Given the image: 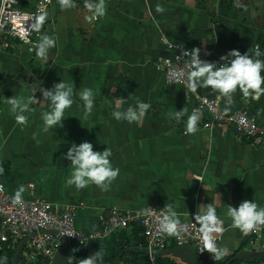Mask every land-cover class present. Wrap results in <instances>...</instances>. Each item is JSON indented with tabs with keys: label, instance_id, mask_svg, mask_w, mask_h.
<instances>
[{
	"label": "crops",
	"instance_id": "obj_1",
	"mask_svg": "<svg viewBox=\"0 0 264 264\" xmlns=\"http://www.w3.org/2000/svg\"><path fill=\"white\" fill-rule=\"evenodd\" d=\"M75 3V8L61 11L52 0L48 16L53 22L42 28L40 36L56 35L58 44L46 64L29 52V44L11 42L0 52V167L4 168L0 182L6 191L13 194L23 185V196L42 197L71 209L82 231L97 229L99 218L114 210L140 216L148 206L163 208L174 202L186 221L201 204L216 203L227 229L219 246L229 248L227 257L238 251L246 258L240 261L259 260L249 256L263 251L261 243L232 229L224 213L228 205L238 206L243 200L264 207V145L237 136L227 125L199 124L195 135H185L187 116L177 122L170 113L184 107L191 112L201 96L216 98L221 111L223 101L208 89L193 94L185 84L167 85L159 63L170 54L165 40L199 48L200 58L210 62L233 49L241 54L255 47L264 51V0H106V15L96 21L86 19L91 14L84 0ZM157 4L165 7L163 14L155 12ZM60 80L71 82L77 92L93 89V112L86 116L77 98L66 110L62 128L41 132L40 112L46 106L34 107L26 127L17 125L6 99L26 98L31 89H51ZM35 97L42 99L39 91ZM118 97L128 98L121 110L135 98L151 102L140 125L112 119ZM244 109L264 129V96L250 101L237 92L227 114ZM83 141L91 142L94 151H112L120 175L107 192L95 186L77 191L65 184L70 162L64 156L72 143ZM97 247V242L91 243L86 257ZM15 254L4 253L11 255L6 264L16 263ZM70 255L68 251L66 259Z\"/></svg>",
	"mask_w": 264,
	"mask_h": 264
},
{
	"label": "clouds",
	"instance_id": "obj_2",
	"mask_svg": "<svg viewBox=\"0 0 264 264\" xmlns=\"http://www.w3.org/2000/svg\"><path fill=\"white\" fill-rule=\"evenodd\" d=\"M61 11L75 8V0H57ZM239 7V5H237ZM84 8L90 13L86 19L96 21L106 15V0H84ZM163 5L157 4L155 12L163 14ZM47 12L41 11L35 15V22L29 27L21 29L17 35L25 44H29V52L46 64L50 60V52L57 47L58 37L44 33L38 42L31 43L28 37L32 33H41L47 20ZM180 47V46H179ZM178 48V47H177ZM183 60L184 71H172L170 77L179 82L185 81V90L197 94L200 89H208L223 101V114L231 110L234 96L237 92L245 99L259 101L264 96V51L259 48L253 52L241 54L238 50H230L221 55L218 61L210 62L200 58V49L184 50L177 56ZM115 88L112 89L114 91ZM26 98L13 96L6 99L8 112L14 116L15 123L27 126L29 117L35 106L45 107L40 112L41 132L48 133L57 127H63L66 110L72 108L78 98L82 103V111L87 116L93 112L95 95L93 89L86 87L77 92L71 82L60 80L51 89L43 87L33 88ZM39 91L42 99H37L35 93ZM128 98L118 97L111 111L112 119L126 121L128 124L140 125L152 107L151 102H145L139 98L121 110ZM259 114V113H258ZM184 116L187 121L184 126L185 135H195L199 131V122L203 118V110L194 107L189 112L185 107L182 110L169 114L170 119L180 122ZM112 151L106 148L103 151H94L93 144L83 141L79 144L72 143L68 148L64 159L69 161V176L65 180L68 187H74L77 191L95 186L101 192L110 190L113 182L120 175V168L112 163ZM4 175V168L0 167V176ZM23 185L17 187L11 197L12 205H23ZM200 210L192 217V223L197 225L200 238L203 241V251L211 253L214 261H220L229 255L228 247H220L217 240L227 230L225 219L217 213L216 203L201 204ZM147 215V209L141 210ZM224 215L230 220V227L239 230L243 236H248L257 228L264 226V207L254 200H243L238 206L228 205ZM158 231L166 236L178 237L181 232H187V226L178 214L175 203L169 202L161 209L158 218ZM74 235V234H73ZM72 235V236H73ZM73 251H76L74 249ZM71 257V256H70ZM103 259V252L98 251L86 258L81 259L80 264H99ZM7 257L0 256V264H6ZM57 261H59L57 259ZM66 264H74V258L67 259Z\"/></svg>",
	"mask_w": 264,
	"mask_h": 264
},
{
	"label": "built area",
	"instance_id": "obj_3",
	"mask_svg": "<svg viewBox=\"0 0 264 264\" xmlns=\"http://www.w3.org/2000/svg\"><path fill=\"white\" fill-rule=\"evenodd\" d=\"M51 5L52 0H0V52L11 42L24 43L17 33L34 23L35 15L41 11H46L48 14ZM48 22L52 23L53 19L47 15L43 27ZM39 37L40 33H32L28 39L32 43ZM165 48L170 54L162 56L159 63L164 72V82L167 85L185 84V81L173 80L169 74L172 71H184L183 60H178L177 56H180L184 50L190 51L191 48L184 42L174 40H165ZM197 107L203 110V118L199 122L201 127L227 125L237 136L248 139L255 145H264V129L248 110L225 115L220 110L219 101L211 96H201ZM11 197L12 194L7 192L0 182V254L6 251L15 252L17 255L15 264H30L38 261L53 264L61 243L58 234L66 239L68 248L85 252L91 243L129 229L132 224L141 227L145 247L150 252L175 245L189 246L198 256L206 252L203 251L199 229L192 220L184 221L187 232L182 231L178 237L166 236L159 232L158 218L162 209L159 207L148 206L146 208L148 214L140 216L114 210L110 216L99 218L97 229L82 231L76 226L75 215L71 209L60 208L36 196H23V205L16 206L12 205ZM248 236L252 237L255 243H261V250L264 251V226L257 228ZM219 242L220 237L217 240L218 246ZM150 257L154 261L155 256ZM254 264H264V258Z\"/></svg>",
	"mask_w": 264,
	"mask_h": 264
},
{
	"label": "trees",
	"instance_id": "obj_4",
	"mask_svg": "<svg viewBox=\"0 0 264 264\" xmlns=\"http://www.w3.org/2000/svg\"><path fill=\"white\" fill-rule=\"evenodd\" d=\"M183 120V119H182ZM181 120V121H182ZM130 230V233L127 231ZM98 247L96 252L102 251L103 252V259L99 262V264H113L114 259L117 257L119 253H121L124 249L130 247H137V248H145L144 239L142 237V229L137 224H132L129 229L121 230L117 233H113L112 235L108 236L103 240L96 241ZM74 248L69 247L68 251L71 252V257L69 260L74 258V264H80L81 259L86 258L85 252L73 251ZM238 251L235 252L232 256L237 255ZM211 253L205 252L203 255H197V262L198 264H225L226 261L232 257H227L220 261H214L211 257ZM2 257H7L8 260L11 259V255H4L0 254ZM155 260H157V264H175L171 261L168 257H160L155 256ZM260 260V259H259ZM254 261H240L235 260L231 264H254ZM30 264H45L42 261H38L36 263ZM118 264H150L149 256L144 255L141 253L136 252H125L120 255V259Z\"/></svg>",
	"mask_w": 264,
	"mask_h": 264
},
{
	"label": "water",
	"instance_id": "obj_5",
	"mask_svg": "<svg viewBox=\"0 0 264 264\" xmlns=\"http://www.w3.org/2000/svg\"><path fill=\"white\" fill-rule=\"evenodd\" d=\"M55 234L57 233L55 232ZM58 236H59L61 243H60V247L58 248L56 252L55 260L53 264H66L67 262L66 254L68 252V244H67L66 239L63 236L59 234ZM125 252H136V253H141V254L150 255V256H168V257L178 258L185 264H198L195 252L189 246H186V245H175V246L166 248L164 250L151 251V252L143 248H135V247L126 248L117 255V257L113 261V264H118L120 255ZM249 258L262 259L264 258V251H260L257 253H250ZM57 259L59 261H57ZM242 259H246V258L242 257L240 254H237V255L230 257L226 261L225 264H231L235 260H242Z\"/></svg>",
	"mask_w": 264,
	"mask_h": 264
},
{
	"label": "rangeland",
	"instance_id": "obj_6",
	"mask_svg": "<svg viewBox=\"0 0 264 264\" xmlns=\"http://www.w3.org/2000/svg\"><path fill=\"white\" fill-rule=\"evenodd\" d=\"M260 250H258V251H260ZM149 261H150V264H157V260L154 259V261H152V258L150 256H149Z\"/></svg>",
	"mask_w": 264,
	"mask_h": 264
}]
</instances>
